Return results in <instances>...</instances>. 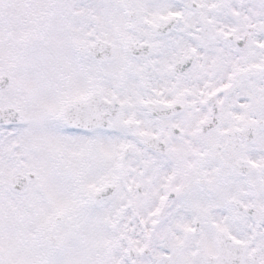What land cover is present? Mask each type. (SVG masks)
<instances>
[{
    "label": "snow or ice",
    "instance_id": "obj_1",
    "mask_svg": "<svg viewBox=\"0 0 264 264\" xmlns=\"http://www.w3.org/2000/svg\"><path fill=\"white\" fill-rule=\"evenodd\" d=\"M0 264H264V0H0Z\"/></svg>",
    "mask_w": 264,
    "mask_h": 264
}]
</instances>
